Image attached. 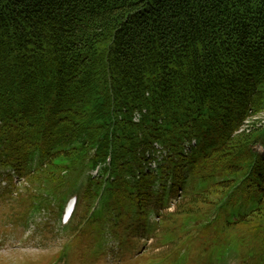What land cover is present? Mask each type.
Wrapping results in <instances>:
<instances>
[{
	"label": "trees",
	"instance_id": "1",
	"mask_svg": "<svg viewBox=\"0 0 264 264\" xmlns=\"http://www.w3.org/2000/svg\"><path fill=\"white\" fill-rule=\"evenodd\" d=\"M83 176L76 246L108 228L121 254L153 237L264 264V0H0L6 224L54 226Z\"/></svg>",
	"mask_w": 264,
	"mask_h": 264
},
{
	"label": "rangeland",
	"instance_id": "2",
	"mask_svg": "<svg viewBox=\"0 0 264 264\" xmlns=\"http://www.w3.org/2000/svg\"><path fill=\"white\" fill-rule=\"evenodd\" d=\"M19 186L23 187L24 182H20ZM173 209L171 205L167 210ZM9 210V203L0 201V264H203L199 259L188 258L187 247L168 243L161 246L153 237L145 243L144 240L140 241L137 246H132L128 252L121 254L117 249L121 244L108 228L98 232L97 238L89 246L78 238V248L70 247L64 243L66 238L57 231L58 227L49 221L51 215H36L31 218L32 222L29 221V224L22 227L18 221L6 224ZM46 222L52 223L51 227L48 228L47 225L46 229L39 231L37 224L45 226ZM82 245L86 250L89 249L88 256L81 252ZM196 251L200 253V249ZM98 253L102 254L97 257L98 261L91 259L93 254ZM235 257L231 252L225 261L214 260L213 264H227V261L233 264L231 261ZM208 262L211 264L209 259L204 260V264Z\"/></svg>",
	"mask_w": 264,
	"mask_h": 264
}]
</instances>
